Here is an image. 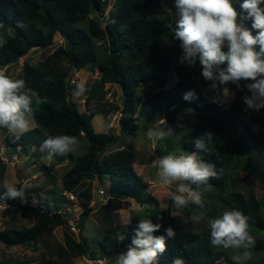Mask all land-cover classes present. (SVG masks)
<instances>
[{"label": "trees", "instance_id": "16d2710c", "mask_svg": "<svg viewBox=\"0 0 264 264\" xmlns=\"http://www.w3.org/2000/svg\"><path fill=\"white\" fill-rule=\"evenodd\" d=\"M110 1L0 0V25H3L0 35L6 41L0 46L1 69L17 64L32 49H48L56 34L63 38V45L44 60L36 64L24 60L21 79L25 80V89H31L36 95L29 93L30 102L27 107L22 106L20 112L24 119L31 111L37 128L19 135L18 139L17 136L10 137L9 141L5 136L7 148L16 151L20 147V152L25 151L24 139L31 134L29 144L42 147L38 152L40 156L48 152L56 163L67 160L71 164L61 180L62 192L52 188L48 193H66L75 197L76 203H73L63 195L64 211L74 205L82 208L79 230L93 212L90 206L92 183L109 179L108 199L97 210V221L102 226L97 245L103 257L113 258L121 252L126 253L129 247H135L133 240L138 238V223L144 218L160 225L154 236L165 237L166 249L158 254L156 264H173L176 257L183 258L185 264H235L232 257L243 249L213 247L208 224L224 210H239L248 218L249 234L254 237V243L249 245L252 259L243 264H264V238L261 237L264 235V206L253 191L243 195L234 189L242 181L238 178L240 172H246L264 187V142L253 132V127L258 128L260 135L264 132V107L259 110L248 108L239 95L229 102L205 97L203 88L211 86L212 81L203 78L198 56L192 68L179 64L184 49L182 42L174 38L176 26L167 24L170 21L161 0H112L111 19L104 23ZM232 3L238 13L246 15L240 7L243 0H232ZM260 7L264 8V3ZM241 21L253 35L257 34L250 19ZM9 30L12 35L8 34ZM227 50L222 48L225 53ZM255 50L259 51V45ZM61 61H67L78 72L88 66L97 69L99 77L92 87L95 96L105 84L120 87L122 106L116 111L120 110L121 132L135 133L139 120L150 124L154 119L170 122L187 110L190 140L183 143V148L195 153L204 163L213 165L217 173L223 169V175L219 179L209 178L207 185L187 183V188L201 194L202 204L190 202L185 215L203 213L201 220L206 219V222L201 232L179 230L175 231L174 237H167L166 228L174 223L171 207L168 205L161 210L159 201L149 192L150 184L136 173L133 147L127 145L114 149L121 135L94 130L93 113L89 112L90 98L84 101L85 112H79L71 103L66 86L68 73L60 67ZM220 67L226 68L227 62ZM172 71L176 79L170 87L150 92L146 97L140 95L141 87L154 82H158L162 89ZM220 88L217 85L213 89ZM0 128L9 132L2 126ZM209 133L212 135L210 142L207 139ZM61 136L75 137L76 142L69 144L64 151L45 146L47 140ZM198 139L204 143V149L197 148L195 142ZM80 142L83 147L74 154L72 149ZM41 171L50 182L54 181L51 166H42ZM16 189L22 190L23 196L10 198L2 192L0 205L19 211L22 218L32 220V225L25 229L1 231L0 242L8 246L35 248L48 245L56 228L69 229V216L60 211V205L55 204L56 209L51 212L47 201L42 206L36 205L32 195L37 193L36 190H29L21 182ZM206 189L217 194L220 202L217 214L205 201L203 191ZM128 199L147 208L143 213L132 214L130 225L118 227L114 203ZM65 235L66 243L75 244L73 248L78 255L84 256L90 251V244L82 235H79L77 244L68 233ZM60 250L62 254L41 258L37 264H74L73 257ZM0 264L8 262L0 261Z\"/></svg>", "mask_w": 264, "mask_h": 264}, {"label": "rangeland", "instance_id": "374dc122", "mask_svg": "<svg viewBox=\"0 0 264 264\" xmlns=\"http://www.w3.org/2000/svg\"><path fill=\"white\" fill-rule=\"evenodd\" d=\"M163 9L167 12L169 26H177V22L180 19L179 10L175 5V0H161ZM112 0L109 2V6L104 15V23H107L111 19L112 13ZM111 11V13H110ZM238 23H243L241 19L238 18ZM63 45V38L56 34L53 39V45L46 50L39 51L37 49L30 50L24 59H21L17 64L10 65L8 68H0V70L5 71L13 79H21V72L24 60L31 61L32 64H36L44 60L47 56L51 55L59 46ZM225 48H227L225 46ZM193 63H189L185 59V52L179 58V64L187 68H192L195 66L196 57H193ZM60 67L67 71L68 78V95L69 100L73 103L79 112H85L84 101L87 98L89 100V112L93 113L92 125L96 132L121 135L119 143L114 149L127 147L131 145L134 149V168L136 173L147 183L150 184L149 192L150 194L157 198L161 210L165 209L168 205L172 209V215L174 216V223L172 225L173 231L179 230H191L201 232L203 226L206 222L205 220H200L198 224H193L191 221L185 223L188 218L185 214L189 205L181 210H177L173 206L171 200V194L176 191L180 185L187 187L188 181L176 180L172 182L171 187H166L160 185L157 180V173L159 171L158 167L154 166L153 162H157L169 153L174 152L176 155L188 154L196 155L195 153L183 148V143L190 140V129L188 125V115L187 110L179 113L173 121H166L164 119H154L152 123H147L145 121H138V130L135 133H130L127 131L121 132L120 126V110L116 111V108H121L122 106V93L121 89L117 85L105 84L102 86V91H98L97 95L93 94V84L98 80V71L94 66H88L83 68L81 71H76L67 61H61ZM167 84L161 89L158 86V82L151 83L150 85H145L140 89V95L146 97L150 92H157L159 90H164L170 87L175 82V73L172 71L168 74ZM252 81L241 80L238 84L229 82L225 86H221L220 89L215 90L211 86L203 88V92L206 98L212 101L218 99H224L229 102L234 99L237 95L241 96L244 100L245 97H251L252 92L247 87ZM83 84V90H81L78 85ZM229 88V95L225 97L223 95L222 88ZM102 93V94H101ZM101 94V95H100ZM25 122L27 124L26 131H36L37 128L32 112L29 111L25 114ZM23 117V116H22ZM150 128H158L165 132L171 129V135L168 138L159 140L155 143L147 137L146 133ZM23 133H5L0 128V194L2 192L7 193L8 186H13L16 188L17 184L21 182L29 190H36L37 193H32L34 201L37 206H42L43 202L47 201L49 208L52 211L56 209L55 204L60 205L61 212H65L69 216V220L76 225L78 233H73L69 229L58 227L53 232V238L49 241L48 245H39L35 248L20 247V246H8L0 242V261H7L8 264H37L41 258L47 256H55L62 254L61 250L66 252L69 257H73L74 264H116L117 258L124 254L119 253L113 258L103 257V254L99 251L97 241L101 238L102 230L101 224L97 221V210L102 204L106 203L108 199V191L110 182L108 178H105L101 183L94 181L92 183V201L90 206L93 207L92 214L86 219L80 232L78 230L79 217L82 212L81 207H72L69 210H65V204L63 201V195L69 200L70 194L62 193L61 195H56L54 193H48L52 188L58 193H61V180L64 174L70 169L71 164L69 162L56 163L54 162L48 154H44L41 158L40 154L36 155L41 146H35L29 144L31 139V134H27L25 141V151L19 150L18 162H14L12 159L14 150L7 148V143L5 142V136L10 141V137L14 138L17 135H23ZM254 135H257L264 142V132L260 135L257 127H253ZM30 138V139H29ZM22 144L21 147H24ZM33 146V147H32ZM72 149L74 154L78 153L83 147V143H79ZM20 148V147H19ZM18 148V149H19ZM21 149V148H20ZM40 156V157H39ZM42 166H51V175L54 178L53 182L46 178L42 171ZM239 180L241 183L235 185V190L243 195H247L250 191H253L256 198L264 206V187H260L258 182L246 172H240ZM99 190H102L105 195H98ZM47 192V193H46ZM208 205L212 206L217 214L219 212L220 202L217 199V194L214 190L206 189L203 191ZM178 194V193H177ZM1 196V195H0ZM38 197V198H37ZM40 197V198H39ZM55 197V198H54ZM74 197V196H73ZM54 198V200H53ZM74 202L76 199L74 197ZM191 202V201H190ZM189 202V203H190ZM135 201L128 199L122 201H115V224L118 227L130 225V216L132 214H139L136 212L134 205ZM5 206L0 205V232L7 229H25L32 225V220L28 217L22 218L19 211L8 210L4 208ZM144 206L143 209H146ZM66 215V216H67ZM126 228V227H124ZM167 229V228H166ZM65 233L71 236L76 242H80L79 235H82L85 240L90 244V251L84 256H80L76 253L73 245H68L65 240ZM264 238V235L261 236ZM56 255V256H57ZM55 256V257H56ZM221 264H226V262H221Z\"/></svg>", "mask_w": 264, "mask_h": 264}, {"label": "clouds", "instance_id": "9594fccd", "mask_svg": "<svg viewBox=\"0 0 264 264\" xmlns=\"http://www.w3.org/2000/svg\"><path fill=\"white\" fill-rule=\"evenodd\" d=\"M262 3L264 0H243L240 5L243 13H246L243 15L237 12L232 0H175L180 19L174 38L182 42L185 59L191 64L194 62L192 58L198 56L203 68V78L212 81V88L217 85L225 86L230 81L237 84L241 80L252 81L247 85L252 96L245 97L244 103L248 108L257 110L264 107V8L260 7ZM238 16L241 20L250 19L252 29L257 30V34L253 35L243 23H238ZM2 27L3 25H0V28ZM8 34L12 35L11 30ZM5 42L3 35H0V46ZM256 45H259V51L255 50ZM225 46L228 49L226 53L222 51ZM224 62H227V67L221 68L220 65ZM78 87L83 90V84ZM222 91L225 97L229 95L228 87H223ZM29 93L36 95L31 89H25L24 79H13L0 70V126L14 134L26 131L27 124L20 109L29 104ZM185 99H188V96H185ZM39 102L37 98V103ZM146 135L155 145L157 141L168 138L171 129L165 132L150 128ZM207 139L209 142L212 140L210 133ZM75 142V137L61 136L47 140L45 146L64 151L69 144ZM195 143L197 148L204 149L201 139ZM153 164L159 169L157 182L166 187H171L172 182L176 180L191 181L198 186L207 185L209 178L219 179L223 175V169L217 173L213 165L204 163L196 155H176L172 152L160 159L158 164L155 161ZM7 195L10 198L22 197L23 191L8 186ZM171 200L177 210L186 208L190 201L196 205L202 204L201 194L184 185H180L171 194ZM134 208L137 213L144 211L139 204H135ZM202 217L203 213L192 214L185 223L191 221L198 224ZM208 226L211 229L210 243L213 247L224 250L243 249L236 251V255L232 257L235 264H243L244 261L252 259L249 245L254 243V237L249 234L248 218L241 211L224 210L222 215L210 219ZM159 228V224L141 218L136 232L138 238L133 240L135 247H129L126 253L120 255L116 264H156L158 254L166 249L165 237L153 235ZM166 233L167 237L175 236L172 228L166 229ZM173 264H185V260L176 257Z\"/></svg>", "mask_w": 264, "mask_h": 264}, {"label": "built area", "instance_id": "2783aa9c", "mask_svg": "<svg viewBox=\"0 0 264 264\" xmlns=\"http://www.w3.org/2000/svg\"><path fill=\"white\" fill-rule=\"evenodd\" d=\"M12 159L14 162H18V155L17 153H13ZM99 195H104V192L102 190H99ZM69 201L74 202V197L73 196H69ZM5 209L8 210H12V208L10 206H5ZM68 228L70 231H72L73 233H78L77 229H76V225H74V223L72 221L68 222Z\"/></svg>", "mask_w": 264, "mask_h": 264}, {"label": "crops", "instance_id": "0c3cea01", "mask_svg": "<svg viewBox=\"0 0 264 264\" xmlns=\"http://www.w3.org/2000/svg\"><path fill=\"white\" fill-rule=\"evenodd\" d=\"M35 148H36V146H35ZM16 151H19V149L18 150H16ZM40 150H38V152H39ZM36 153V155H38L39 153ZM44 154H48V152H45ZM44 154H42L41 155V158H42V156L44 155ZM49 155V154H48ZM50 156V155H49ZM40 157V156H39ZM51 157V156H50ZM51 159L55 162V160L51 157ZM64 162H68L67 160L66 161H64ZM63 163V162H62ZM135 169V168H134ZM69 198V197H68ZM74 207V206H73ZM72 208V207H71ZM69 210V209H68ZM115 213H116V210H115Z\"/></svg>", "mask_w": 264, "mask_h": 264}, {"label": "bare ground", "instance_id": "6f19581e", "mask_svg": "<svg viewBox=\"0 0 264 264\" xmlns=\"http://www.w3.org/2000/svg\"><path fill=\"white\" fill-rule=\"evenodd\" d=\"M14 153H17V154H18V153H19V151H15ZM104 195H105V193H104Z\"/></svg>", "mask_w": 264, "mask_h": 264}, {"label": "water", "instance_id": "95a60500", "mask_svg": "<svg viewBox=\"0 0 264 264\" xmlns=\"http://www.w3.org/2000/svg\"><path fill=\"white\" fill-rule=\"evenodd\" d=\"M66 86L68 87L69 86V83H67Z\"/></svg>", "mask_w": 264, "mask_h": 264}]
</instances>
